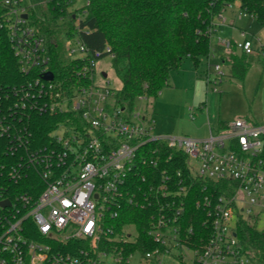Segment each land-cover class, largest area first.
<instances>
[{"label": "built area", "instance_id": "built-area-1", "mask_svg": "<svg viewBox=\"0 0 264 264\" xmlns=\"http://www.w3.org/2000/svg\"><path fill=\"white\" fill-rule=\"evenodd\" d=\"M68 1L71 13L89 4ZM31 6L0 0V32L7 31L31 78L13 88L12 102L0 104V264H260L238 235V222L264 221V123L240 119L217 134L210 126L204 139L158 133L155 118L119 106L109 82L96 83L102 54L78 38L66 42L68 55L82 64L77 81L63 87L55 76L46 80L48 40L24 18ZM231 6L215 17L212 38L228 52L264 55L246 29L241 41L218 35ZM238 17L252 18L241 9ZM81 18L75 16L76 26ZM222 65L215 67L219 78ZM86 75L89 84L81 81ZM32 111L71 116L51 124L42 140L40 125L25 119ZM199 182L203 190L208 182L230 190L197 199L206 215L197 228L195 214L187 218V200ZM124 206L150 212L147 240L133 223L115 228Z\"/></svg>", "mask_w": 264, "mask_h": 264}, {"label": "trees", "instance_id": "trees-1", "mask_svg": "<svg viewBox=\"0 0 264 264\" xmlns=\"http://www.w3.org/2000/svg\"><path fill=\"white\" fill-rule=\"evenodd\" d=\"M235 1H239L241 10L264 27V0H88V5L73 13L69 12L72 5L68 0H49L44 4H32L28 16L30 24L48 40L50 70L55 81L63 87H71L83 73L81 62L71 58L66 48L67 40L78 38L91 52H101V58L113 55L112 66L122 82L121 89L116 90V103L134 110L142 97L156 98L169 84L172 72L180 69L186 59L199 65L203 58H210L215 17ZM76 15H82L79 26H76ZM237 51L233 47L230 56L220 61L230 67L232 77L243 81L250 63L246 54ZM81 78L83 84L90 83L87 75ZM30 79L22 73L9 35L2 30L0 104L12 102L13 88ZM70 116L32 111L25 119H29V124L40 125L36 135L43 140L48 137L51 124H58ZM224 127L225 123H220V128ZM2 149L0 139V161ZM176 156L185 172L187 157L181 153ZM202 184L197 183L196 190L187 200V218L195 214L197 228L206 219L205 213L196 206L197 199L230 190L225 183L208 182L205 190ZM29 185L27 181L19 189L24 190ZM19 189L14 187L11 191L16 193ZM149 217L147 209L124 206L115 228L133 223L140 240L144 241L148 239ZM238 235L251 248L258 262L264 264V230L255 223L239 220Z\"/></svg>", "mask_w": 264, "mask_h": 264}, {"label": "rangeland", "instance_id": "rangeland-1", "mask_svg": "<svg viewBox=\"0 0 264 264\" xmlns=\"http://www.w3.org/2000/svg\"><path fill=\"white\" fill-rule=\"evenodd\" d=\"M47 1L24 0V4H44ZM84 4L85 0H77L75 7ZM229 5L232 6L223 12L227 24L220 27L218 35L228 40L241 41V30L246 29L250 37L253 36L254 49L258 50L260 43L264 45V27L252 18L239 19V1ZM232 21L235 27L229 25ZM211 46L214 57L203 58L199 65L186 59L180 69L172 72L169 84L156 98L137 103L136 109L155 118L158 133L204 139L210 133V125L213 133L217 134L224 129L218 126L219 123L240 119L250 123H264V55L256 52L247 57L250 68L245 80L232 77L230 67L224 64L223 76L219 78L215 67L221 64L218 57L226 50L218 43L216 36ZM237 53L241 54L240 51ZM103 73L107 74V78L103 77ZM105 82H109L114 90L122 87L110 56L99 60L97 66L96 83ZM194 163L198 170V164ZM251 222H254L253 219ZM257 226L263 230L264 221Z\"/></svg>", "mask_w": 264, "mask_h": 264}, {"label": "water", "instance_id": "water-1", "mask_svg": "<svg viewBox=\"0 0 264 264\" xmlns=\"http://www.w3.org/2000/svg\"><path fill=\"white\" fill-rule=\"evenodd\" d=\"M28 17V15H24V18H27ZM104 77H107V74L106 73H104ZM44 78L46 79V80H53V78H54V74L52 73V72H49V73H47L45 76H44ZM9 205V202L8 201H5V202H3L2 203V206L3 207H6V206H8Z\"/></svg>", "mask_w": 264, "mask_h": 264}, {"label": "crops", "instance_id": "crops-1", "mask_svg": "<svg viewBox=\"0 0 264 264\" xmlns=\"http://www.w3.org/2000/svg\"><path fill=\"white\" fill-rule=\"evenodd\" d=\"M224 48V47H223ZM226 50V49H225ZM230 52H228V50H226V52L225 53H223V55H221L220 57H229L230 55ZM210 57H214V55H211ZM220 57H218L219 58V62L221 63L222 61H220ZM225 123H229V122H225ZM211 126V125H210ZM218 126L220 127V123L218 124ZM211 128H212V126H211Z\"/></svg>", "mask_w": 264, "mask_h": 264}]
</instances>
